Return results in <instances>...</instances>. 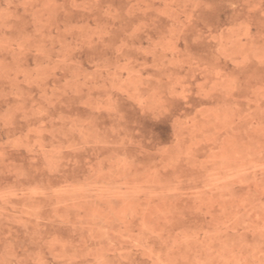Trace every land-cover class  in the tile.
I'll return each instance as SVG.
<instances>
[{
    "label": "rangeland",
    "instance_id": "1",
    "mask_svg": "<svg viewBox=\"0 0 264 264\" xmlns=\"http://www.w3.org/2000/svg\"><path fill=\"white\" fill-rule=\"evenodd\" d=\"M0 264H264V0H0Z\"/></svg>",
    "mask_w": 264,
    "mask_h": 264
}]
</instances>
